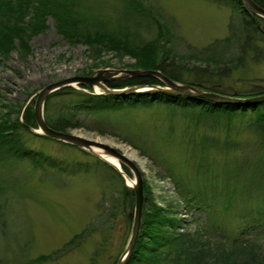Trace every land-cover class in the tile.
Masks as SVG:
<instances>
[{
    "label": "rangeland",
    "instance_id": "obj_1",
    "mask_svg": "<svg viewBox=\"0 0 264 264\" xmlns=\"http://www.w3.org/2000/svg\"><path fill=\"white\" fill-rule=\"evenodd\" d=\"M73 1L79 9L88 3L84 8L102 20L111 19L116 24L127 18L132 25L136 21V16L124 14L123 0ZM138 1L151 12V19L170 32V47L186 69L183 75L187 82L195 79V69L211 66L199 60L204 48L219 46L217 50L226 54V61L239 57L234 54L238 47L233 49L228 39L233 34L229 28L231 9L217 0ZM33 4L38 1L33 0ZM46 24L48 28L29 40V52L21 50L16 41L17 48L7 58L0 57V122L22 118L28 107L35 110L40 89L52 83L104 69L150 70L140 68L135 58L122 51L71 44L57 33L51 17ZM139 28L145 39L156 37L158 25L140 20ZM247 59L237 66L219 67L220 73L223 68L233 70L209 85L228 92L264 85V59ZM73 87L88 96L107 93L100 87L93 91L77 84ZM180 114L173 115L164 105L131 107L112 114L109 124L88 122L80 130L69 132L110 145L135 162L143 175L145 212L161 209V214L179 222L177 231L196 215L203 217L196 210L187 211L177 180L195 193H204L229 228L240 230L248 222L264 225V154L260 150V154L247 156L236 144L243 141V148L250 151L257 142L254 129L248 132L244 121L233 126L230 133L223 127L226 122L213 126L190 114ZM33 131L17 132L20 146L64 167L61 171L45 170L36 167L32 158L23 162L0 152V264H118L131 237L135 210L126 209L125 200L114 206L111 198L120 197V180L92 153L37 137ZM240 163L243 166L239 170ZM123 171L128 187L134 175ZM131 212L129 224L125 216Z\"/></svg>",
    "mask_w": 264,
    "mask_h": 264
},
{
    "label": "trees",
    "instance_id": "obj_2",
    "mask_svg": "<svg viewBox=\"0 0 264 264\" xmlns=\"http://www.w3.org/2000/svg\"><path fill=\"white\" fill-rule=\"evenodd\" d=\"M37 1L38 4L34 5L33 0H0V57L7 58L12 49L17 48L16 41L19 42L21 50L29 52V40L48 28L46 21L48 17H51L54 20L57 33L75 46L84 44L102 50L122 51L135 58L141 65L140 68L159 70L174 81L197 86L205 92H214L239 99L264 95V85H255L246 91L234 90L232 92L209 85L216 83V79L221 78L220 76H227L233 70H224L225 68H223L220 73L218 68L221 66H237L247 58H251L253 61L264 59V19L250 12L241 0H217L219 5L231 9L229 28L233 34L228 39L233 49L238 47V52L234 51V54L239 57L234 61H226L224 60L226 54L222 50H217L219 46L202 49L200 52L202 58L199 60L205 61V63L209 62L208 65L211 66L195 69L197 73L191 82L186 81L183 75V71L186 69L179 65L177 53L173 52V46L170 47L172 43L170 32L167 33L168 30L159 25L155 19H151V12L143 9L141 1L123 0L126 9L124 14L127 17L132 15L133 18L136 16L133 25L128 22L127 18L117 20L116 24L111 19L102 20L100 16L84 8L88 3L79 9L73 0ZM78 1L80 4L82 3L80 0ZM253 1L264 8V0ZM140 20H144L149 25H158L155 38L150 41L145 39V34L140 32ZM234 43L235 47L232 45ZM204 50L206 51L205 55ZM213 51L215 55H210ZM162 83L159 78L154 76H140L120 82L109 81L106 83V87L118 90L130 86H165ZM79 86L93 91V87L90 85L80 84ZM159 105L169 106L173 115L176 112H182L180 114L182 116L190 114L195 119L197 118V121L200 122L203 119L208 123L211 122L213 126H217V123L220 122H226L223 127H227L230 133L233 131V126L246 121L245 123L249 126L248 132L253 128V132L257 134V142L253 143L252 141L253 145L249 143L253 146L250 151L243 148L244 145H241L244 143L243 141L236 142L237 146L247 156L257 154L260 150L264 154V102L223 103L202 97H187L167 92L110 95L105 93L88 96L78 92L74 87H66L49 96L45 104L44 117L47 124L53 129L69 132L80 130L88 122L98 125L109 124L111 115L125 108H150ZM37 128L35 111L30 107L23 112L22 118L15 121L8 118L6 121L0 122V152L3 151L7 156H16L23 162L32 158L31 161L38 168L50 171L60 169L61 171L64 167L63 163H57L52 158L49 160L42 153H31L20 146L17 132L29 130L31 133ZM32 134L53 140L44 135ZM131 143L136 147L134 142ZM247 156H245V162H247ZM107 165L117 180H120L118 183L121 184V190L118 191L120 197L111 198L114 206L120 204L121 200H129L130 204L125 201L124 204L126 209L130 207L132 211L135 208L134 191L125 185L122 176L112 166ZM239 165L240 170L243 163ZM124 170L129 176H132L128 168L124 167ZM168 174L174 178V174ZM176 185L181 199H184L187 211L196 210L197 214L201 215L202 213L203 217L196 215L191 219L190 224H185L187 223L185 221V227L180 232L177 231L180 229L179 222L177 224L175 219L161 214V209L153 208L149 209V212H145L144 208L139 238L135 243L136 246L129 264H264V231L259 232L261 229L264 230L262 222L257 224L248 222L242 229L235 231L228 227L224 216L212 208L213 204L207 200L204 193L201 191L195 193L180 180L176 181ZM114 187L117 189L118 185ZM150 205L149 201L148 206L150 207ZM125 217L127 223L131 224L133 213L126 214ZM48 259L50 257H45V260Z\"/></svg>",
    "mask_w": 264,
    "mask_h": 264
},
{
    "label": "water",
    "instance_id": "obj_3",
    "mask_svg": "<svg viewBox=\"0 0 264 264\" xmlns=\"http://www.w3.org/2000/svg\"><path fill=\"white\" fill-rule=\"evenodd\" d=\"M244 6L252 12L255 16H258L264 19V8L258 5L253 0H242ZM145 76H154L157 77L163 82L165 86H135L128 87L122 90H111L106 87V83L109 81L116 80H128L132 78H139ZM90 85L94 87H100L102 90L110 94H126V93H153V92H167L170 94L187 96V97H202L215 102H223V103H262L264 102V95H260L257 97L249 98V99H239L233 97L223 96L214 92H205L201 88L193 85L182 84L177 81H174L167 76H165L159 70H113V69H104L98 70L95 73L88 76H77L70 79H66L64 81L52 83L50 85L45 86L40 89L37 100L35 102V117L38 125V132L36 130L33 133L44 135L53 139L55 141L73 145L79 148L82 151L87 153H92V155L98 157L105 163L112 166L122 177H126L124 173V167L128 168L131 173L134 175V181L129 179L132 184L128 185L135 193L136 204L134 210V221L132 233L130 240L128 242L127 248L122 254L123 256L120 258L118 264H129V261L134 252L137 240L139 238V232L141 230L142 218H143V208H144V180L142 172L139 170V167L135 164V162L131 161L124 153L120 150L111 147L110 145L104 144L102 142L90 140L83 138L81 136H77L74 134H70V132H61L53 129L49 126L44 117L45 104L47 99L54 92L66 88L73 87L74 85ZM107 158H111L119 163L120 168L108 161ZM123 169V170H122Z\"/></svg>",
    "mask_w": 264,
    "mask_h": 264
},
{
    "label": "bare ground",
    "instance_id": "obj_4",
    "mask_svg": "<svg viewBox=\"0 0 264 264\" xmlns=\"http://www.w3.org/2000/svg\"><path fill=\"white\" fill-rule=\"evenodd\" d=\"M108 159V161H110L111 163H113L114 165H116L117 167H119L120 168V165H119V163L117 162V161H115V160H112L111 158H107ZM128 181V180H127ZM130 184H132V182L131 181H128Z\"/></svg>",
    "mask_w": 264,
    "mask_h": 264
}]
</instances>
